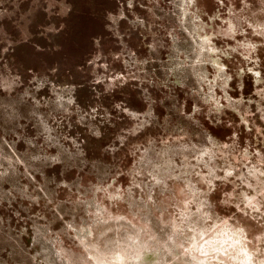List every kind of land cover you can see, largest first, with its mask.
<instances>
[{
    "label": "clouds",
    "instance_id": "obj_1",
    "mask_svg": "<svg viewBox=\"0 0 264 264\" xmlns=\"http://www.w3.org/2000/svg\"><path fill=\"white\" fill-rule=\"evenodd\" d=\"M108 3L0 0V264H264V0Z\"/></svg>",
    "mask_w": 264,
    "mask_h": 264
},
{
    "label": "rangeland",
    "instance_id": "obj_2",
    "mask_svg": "<svg viewBox=\"0 0 264 264\" xmlns=\"http://www.w3.org/2000/svg\"><path fill=\"white\" fill-rule=\"evenodd\" d=\"M74 5V12L66 21L68 28L65 33L61 34L58 41L73 56L75 62L79 63L82 53L87 48L88 37L102 31V23L98 14L111 5L108 0H74ZM93 11L97 13L95 17ZM16 55L19 60H24L31 56V49H18Z\"/></svg>",
    "mask_w": 264,
    "mask_h": 264
}]
</instances>
